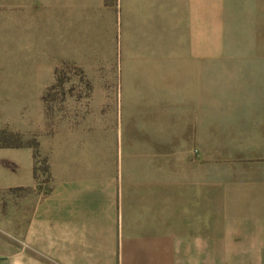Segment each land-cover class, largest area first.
Instances as JSON below:
<instances>
[{"label": "rangeland", "instance_id": "rangeland-1", "mask_svg": "<svg viewBox=\"0 0 264 264\" xmlns=\"http://www.w3.org/2000/svg\"><path fill=\"white\" fill-rule=\"evenodd\" d=\"M49 6L44 49L29 63H0V133L23 145L0 142V264H69L32 235L70 172L103 199L110 189L118 200L124 189L176 188L189 212L192 133L210 86L189 60V20L86 0Z\"/></svg>", "mask_w": 264, "mask_h": 264}, {"label": "crops", "instance_id": "crops-1", "mask_svg": "<svg viewBox=\"0 0 264 264\" xmlns=\"http://www.w3.org/2000/svg\"><path fill=\"white\" fill-rule=\"evenodd\" d=\"M87 1L189 20V60L210 85L192 133L189 212L176 188L103 199L70 172L37 212L33 241L69 264H264V0ZM49 5L0 0V63L44 49Z\"/></svg>", "mask_w": 264, "mask_h": 264}, {"label": "trees", "instance_id": "trees-1", "mask_svg": "<svg viewBox=\"0 0 264 264\" xmlns=\"http://www.w3.org/2000/svg\"><path fill=\"white\" fill-rule=\"evenodd\" d=\"M20 136L18 135H12V134H9L8 132H3V133H0V142H5L6 144L5 145H2L1 148H8V149H11V148H22L23 145H11V144H8V142H13V141H17V142H21L20 141ZM30 148H33L35 150V159L37 160L39 157H40V154H39V150H38V145L37 144H34V145H29ZM44 172L48 175H50V167L48 166L47 162L44 163ZM38 169L37 167H35L34 169V179L38 181V178H39V175H38Z\"/></svg>", "mask_w": 264, "mask_h": 264}]
</instances>
